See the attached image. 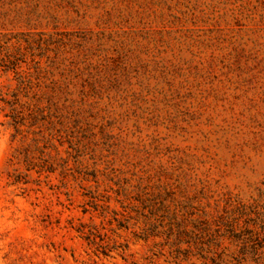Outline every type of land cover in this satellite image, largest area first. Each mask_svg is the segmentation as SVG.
I'll list each match as a JSON object with an SVG mask.
<instances>
[{"label": "rangeland", "instance_id": "1", "mask_svg": "<svg viewBox=\"0 0 264 264\" xmlns=\"http://www.w3.org/2000/svg\"><path fill=\"white\" fill-rule=\"evenodd\" d=\"M0 264H264V0H0Z\"/></svg>", "mask_w": 264, "mask_h": 264}]
</instances>
